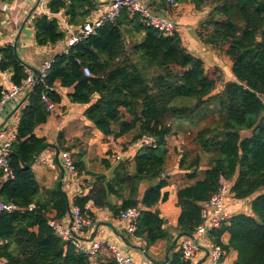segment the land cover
Returning a JSON list of instances; mask_svg holds the SVG:
<instances>
[{"label":"trees","instance_id":"obj_1","mask_svg":"<svg viewBox=\"0 0 264 264\" xmlns=\"http://www.w3.org/2000/svg\"><path fill=\"white\" fill-rule=\"evenodd\" d=\"M176 1L196 11L209 10L195 33L206 48L228 63L232 79L226 81L219 67L206 68L190 54L178 31L160 33L126 9L114 23L71 47L68 55L54 54L44 83L35 85L14 111L18 114L16 141L8 160L15 176L0 185V199L17 207L0 214V259L5 264H117L104 246L90 257L54 233L48 220L59 221L70 214L68 197L58 184L42 189L32 166L27 167L35 155L50 147L34 131L49 116L42 94L56 106L62 102L59 92L48 90L56 83L71 89L70 103L85 106L84 116L103 135L126 137L129 145L144 136L153 138L118 162L111 178L95 176L88 193L76 198L74 206L82 212L87 204L107 208L115 218L138 207L134 236L145 242V249L169 241L171 254L161 264H190L180 251H174L176 243L164 218L153 208L169 197L165 189L170 177L163 176L167 138L186 135L188 128L202 124L190 143L205 157L206 165L200 166L199 154L187 166L190 152L184 149L179 155L177 236H192L201 223L202 204L217 192L219 179L224 177L230 182V199L249 203L250 214L228 215L207 238L224 253L236 252L233 264H264V0ZM46 7L47 14L40 12L32 18L34 42L40 47H54L67 39L58 14L63 12L67 24L76 27L95 11L96 4L94 0H49ZM166 11L173 12L170 4ZM0 56V73L10 72L12 84L20 85L27 68L15 47L6 44ZM84 68L89 76L84 75ZM3 91L0 85V100ZM243 132L250 134L242 137ZM53 148L58 153L77 149L72 155L76 174H90L78 140L66 141L59 135ZM153 181L157 183L140 194V186ZM110 196L120 200L119 207L108 203ZM86 214L92 216L90 210ZM226 234L225 244L222 237Z\"/></svg>","mask_w":264,"mask_h":264},{"label":"crops","instance_id":"obj_2","mask_svg":"<svg viewBox=\"0 0 264 264\" xmlns=\"http://www.w3.org/2000/svg\"><path fill=\"white\" fill-rule=\"evenodd\" d=\"M96 9L85 20H91L108 10V0H94ZM38 0H0V48L6 44H11L15 47L20 60L26 65L27 69L38 70L40 66L51 59L54 54L59 53L61 48L65 45L57 44L54 47H40L37 46L33 38L32 18L41 13H48L47 7L45 11L38 9ZM172 6L173 12L166 11L169 6L165 0H155L151 5L153 11L160 13V15H167L178 26V33L180 35L183 47L193 56L200 58L206 68L219 67L226 81L232 79L228 73V63L220 58L215 52L206 48L197 38L195 30L196 27L208 13V9L204 8L202 11L192 9L188 3L177 2ZM60 20L61 30L69 37V32L65 31L66 28L72 32L76 31L81 25L72 27L67 24V19L63 16V12L57 15ZM23 30L17 38L20 27ZM65 26H67L65 28ZM66 39V40H67ZM65 40V41H66ZM11 73H0V85L4 90L8 89L12 82L10 81ZM55 91L59 92L62 97L60 105H55V110L49 114L45 124L38 126L34 134L38 137L46 139L47 144L50 146L41 152L34 164L32 170L35 173V178L40 187L44 190L53 188L58 184L61 189L66 193L68 202L71 208L74 206V200L78 197L84 196L88 193L93 183L94 177L97 175H104L106 178H111L113 168L116 166V156L123 155L130 157L132 152L136 149L129 145V140L126 137L113 138L112 136H105L99 132L93 124L84 116L85 106L72 104L67 98L70 90H64L56 83ZM124 110V109H123ZM125 113V111H124ZM13 114V115H12ZM11 114L8 118L7 124L10 128L16 130L18 121V114ZM130 118H127L128 120ZM61 135L66 141L78 140L81 148H83L82 161L86 170L90 174L77 175L73 182L62 181V160L60 153L53 148L56 145L58 136ZM173 141V142H172ZM127 142L125 145L124 143ZM171 142V143H170ZM174 143V144H172ZM125 147L126 150L123 149ZM170 145H175L180 149L175 138H167L168 158L170 153ZM77 150V149H76ZM76 150L70 153L73 155ZM171 150L174 152L175 147ZM180 152V150H177ZM125 157V159H126ZM103 160L107 161L111 166L106 168ZM120 162V161H119ZM169 165L167 160L165 166L164 177H170V185L165 189L169 197L167 201L159 203L153 210H158L164 218L165 227L169 235L174 239H179L177 236L176 226L177 219L180 215V209L176 206V183H180L181 175L177 170V165ZM131 172H135L134 165L131 164ZM203 167L201 170H204ZM157 181L143 183L140 186V194L151 184H156ZM108 203L112 206L119 207L120 200L114 196L108 197ZM225 204V212L231 216L243 212L250 214L249 203L236 202L234 199L227 198ZM226 202V201H225ZM88 210L92 212L89 217V226L80 235L84 240H100L108 241L114 245L123 255H130L140 264H161L166 261L169 254V247L172 246L169 241H158L153 246L148 248L145 254L141 250L145 248L142 241L132 236L126 231V226L118 218L113 217L112 213L107 209H94L90 204H87ZM172 239V241H173ZM228 235L222 237V242L227 243ZM174 251H177V242ZM237 255L236 252L230 251L224 254L220 264H233ZM206 260L203 255H200L197 264H205Z\"/></svg>","mask_w":264,"mask_h":264},{"label":"built area","instance_id":"obj_3","mask_svg":"<svg viewBox=\"0 0 264 264\" xmlns=\"http://www.w3.org/2000/svg\"><path fill=\"white\" fill-rule=\"evenodd\" d=\"M108 10L98 15L94 19L84 22L76 32H72L67 29L69 37L65 41V45L59 51V55H68L71 47L78 42L95 35L96 31L106 24L114 23L120 16L121 10L126 9L131 14L137 13L142 17L147 26L154 28L160 33L171 34L178 31L177 24L172 21L167 15H152L151 5L155 0H108ZM166 3L171 6H175V0H165ZM49 0H38L37 8L45 11L46 5ZM54 61V56L44 62L37 70V74H34L30 69H26L27 77L20 85H10V87L3 91L2 98L0 100V185L2 182L12 180L15 176L12 170L8 155L6 151H10L12 144L16 141V130L10 128L7 124V120L11 117V114L20 104L21 100L29 94L35 85L43 84L47 73L51 68ZM1 62V56H0ZM6 74V72H2ZM85 76L90 75V71L87 68L83 69ZM49 91H54L53 88H48ZM41 102L46 108L48 114H52L55 110V104H53L46 94H42ZM13 115V114H12ZM153 142V138L150 136H144L135 142L132 146L134 148H140L143 145H148ZM60 158L62 160V181L73 182L76 177V171L73 164L72 154L70 152H61ZM126 156H116V161H122ZM230 197V182L224 177H220L219 186L217 192L212 198L204 202L201 207V223L196 227L192 236H182L177 240V250L181 252L182 259L190 264H197L200 255H203L206 260V264H220L221 259L224 257V252L218 247L214 246L207 238L208 233L216 228H219L221 224L228 218V214L225 212V201ZM32 208V206L30 207ZM17 210V207L11 203H5L0 199V214L11 213ZM88 210L85 206V212H82L78 207L73 206L70 210V214L62 220H48V225L52 228L54 233L59 236L63 241L69 242L77 252L84 253L90 257L95 256L100 247H106L112 254L117 264H140L130 255H123L114 245H111L108 241L100 240H84L80 235L89 226V217L86 214ZM141 209L130 208L120 212L118 219L126 226V231L134 236L136 230V224L140 216ZM135 237V236H134ZM142 241L144 246L145 242ZM142 254H145V248L141 250ZM0 264H5L0 259Z\"/></svg>","mask_w":264,"mask_h":264},{"label":"rangeland","instance_id":"obj_4","mask_svg":"<svg viewBox=\"0 0 264 264\" xmlns=\"http://www.w3.org/2000/svg\"><path fill=\"white\" fill-rule=\"evenodd\" d=\"M220 90V89H219ZM119 111H120V113L121 114H124V110L123 109H119ZM202 125V124H201ZM201 125H199V126H197L196 128H193V127H191V128H188V133H190L191 135L190 136H188V133H186V135H180V134H175V135H172V136H170V137H173V138H175V142H177V144H178V146H179V148L180 149H177V147L175 146V145H170V147L172 148L173 146L175 147V151L173 152L172 150H171V148H170V153H169V158L167 159L168 160V162H169V165H170V167H171V165L173 166V165H177L178 164V162H179V155H181L182 154V151L185 149V150H187V151H189L190 153H189V158L187 159V163H186V166L191 162V160H193L195 157H197L196 155L197 154H199L200 155V157H202L201 158V161H200V166H204V165H206V163H207V160L205 159V157H203L202 156V154L199 152V150H197V149H195L192 145H191V143H190V139H191V137L195 134V132L198 130V129H200L202 126ZM249 134H250V132H243L242 134H241V136L242 137H247V136H249ZM186 137V138H185ZM127 140H129V139H127ZM173 142V141H172ZM171 143V142H170ZM125 145L127 144V142H125L124 143ZM172 144H174V143H172ZM125 145H124V148L123 149H127L126 147H125ZM168 150V149H167ZM177 150H180V152L179 151H177ZM168 165V166H169ZM202 169V168H201ZM178 239H176L175 238V243H176V241H177ZM206 264V263H205Z\"/></svg>","mask_w":264,"mask_h":264},{"label":"water","instance_id":"obj_5","mask_svg":"<svg viewBox=\"0 0 264 264\" xmlns=\"http://www.w3.org/2000/svg\"><path fill=\"white\" fill-rule=\"evenodd\" d=\"M152 15H160V13L155 12V11L152 10ZM22 30H23V26L20 27L19 32H18V34H17V38H16V40H18V37L20 36ZM75 32H76V31H75ZM31 71H32L34 74H37V70L31 69ZM22 102H23V99L21 100L20 104H21ZM20 104L18 105V107L20 106ZM18 107H17V108H18ZM17 108H16V109H17ZM6 153H7V155H12V154H13L11 151H6ZM37 156H38V155H35V156L33 157V160H32V162H31V164H30L29 166H27V167H30V166L33 165V163L35 162Z\"/></svg>","mask_w":264,"mask_h":264}]
</instances>
